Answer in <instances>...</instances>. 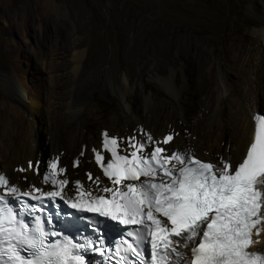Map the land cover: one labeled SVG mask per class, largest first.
Wrapping results in <instances>:
<instances>
[{
    "label": "bare ground",
    "instance_id": "6f19581e",
    "mask_svg": "<svg viewBox=\"0 0 264 264\" xmlns=\"http://www.w3.org/2000/svg\"><path fill=\"white\" fill-rule=\"evenodd\" d=\"M43 6L57 14L61 11L55 0H45ZM254 6L264 16V0H258ZM78 14L80 17L86 15L84 10ZM94 17L99 18L91 10L89 25ZM39 20L44 19L40 16ZM37 28L46 38L42 25ZM66 34L73 77H64L66 49L60 44L62 36L55 31L52 39L49 36L53 48L40 57L39 70L43 76L40 89L31 90L27 86L24 68L11 70L15 92L9 93L3 83L0 84V174L5 175L10 184L21 191H30L29 185L43 191L53 189L50 181L45 183L44 176L48 163L55 159L58 168L64 169L58 178L68 181L62 191H72L75 178L82 185L92 187L83 174L86 170L91 172L93 179L100 180V185L110 186L95 165L94 152L105 155L101 133L116 136L123 149L129 144L126 137L147 142L149 136L159 140L171 134L173 139L164 148L190 151L213 162L220 157L236 162L246 151L253 132L251 118L259 110L264 112V83L262 77H258L259 69L264 75V48L259 50L256 43L245 45L240 39L230 38L224 44L215 45L219 54L201 55L191 49L192 42L195 39L199 42L201 36H193L188 29L182 28L177 66L170 69L169 77H160L157 72L146 77L163 96V103L155 106L154 92L150 88L145 90L142 80L133 81L123 75L115 77L118 84L114 85L108 78L95 77L94 81L90 77H74L82 65L84 51L82 42L74 38L72 31ZM256 38L264 46V21L258 27ZM212 42L211 39L206 41L210 48ZM99 44L97 39L93 45L95 49ZM221 61L229 67L224 72L225 77H217ZM190 64L207 66L208 72L215 66L217 72L213 77H187ZM228 74L233 77H227ZM93 92L104 102H98ZM35 113L40 119L35 120ZM38 129L51 133L47 160L36 140ZM146 146L150 148V144ZM73 161L79 164L78 170H73ZM260 179L264 180V176ZM261 192L264 194V184ZM260 217L263 219L261 230L258 236L253 234L249 251L264 253V203Z\"/></svg>",
    "mask_w": 264,
    "mask_h": 264
},
{
    "label": "snow or ice",
    "instance_id": "6c2138e0",
    "mask_svg": "<svg viewBox=\"0 0 264 264\" xmlns=\"http://www.w3.org/2000/svg\"><path fill=\"white\" fill-rule=\"evenodd\" d=\"M251 119V140L236 162L225 157L205 161L190 151L160 146L172 141L171 134L159 140L149 136L147 142L130 137L122 149L117 137L101 133V148L110 158L99 151L94 156L111 186H100L98 178L86 173L98 187L74 180V194L66 195L62 189L68 181L58 178L64 169L55 159L44 176L45 183L53 185L51 191L32 185L30 191H21L0 174V264H86L80 250L110 252L105 244L111 242L99 233L116 225L135 226L122 234L116 229L117 264H264V253L248 250L253 234L261 230L258 212L264 203V194L256 188L264 184L258 179L264 176V113ZM44 198H60L69 209L114 223L66 213V226L87 219L98 234L81 243L62 235L63 229L53 230L50 218L45 224V209L39 206Z\"/></svg>",
    "mask_w": 264,
    "mask_h": 264
},
{
    "label": "rangeland",
    "instance_id": "374dc122",
    "mask_svg": "<svg viewBox=\"0 0 264 264\" xmlns=\"http://www.w3.org/2000/svg\"><path fill=\"white\" fill-rule=\"evenodd\" d=\"M44 1L0 0V84L3 83L9 93L15 92L10 79L14 68L26 69L27 86L31 90L40 89L43 77L39 70L40 57L53 48L49 36L52 39L55 31L62 36L60 44L66 49L64 77H73L70 42L66 34L72 31L74 38L82 42L84 51L82 65L74 77L108 78L114 85L118 84L115 77L123 75L133 81L142 80L144 89L150 88L154 92L155 106L163 103V96L146 81V77L154 72L160 77H169L170 69L177 66L182 28L188 29L193 36H201L199 42L195 39L191 44V49L201 55L219 54L216 46L230 38L240 39L245 45L256 43L259 50L264 48L256 38L258 27L264 21V16L254 6L258 0H55L61 9L59 14L47 10L43 6ZM83 10L86 15L80 17L78 13ZM91 10L99 18H91L89 25ZM40 16L44 20H39ZM39 24L46 38L41 36L37 28ZM97 39L100 44L95 49L93 45ZM203 39L213 40L214 48H210ZM96 53L98 57L93 58ZM218 65L221 72L217 77H225L224 72L229 67L222 61ZM207 68L190 64L187 77H213L217 69L211 66L208 72ZM259 76L264 83L260 69ZM227 77L233 76L228 74ZM93 96L98 102H104L95 92ZM34 118L38 120L40 115L35 113ZM36 140L47 160L51 133L38 129ZM73 170H78V167Z\"/></svg>",
    "mask_w": 264,
    "mask_h": 264
},
{
    "label": "clouds",
    "instance_id": "9594fccd",
    "mask_svg": "<svg viewBox=\"0 0 264 264\" xmlns=\"http://www.w3.org/2000/svg\"><path fill=\"white\" fill-rule=\"evenodd\" d=\"M125 140H126V142H128L129 143V138L128 137H126L125 138ZM119 141V140H118ZM120 143V142H119ZM122 146V145H121ZM163 146H165V145H162V147ZM123 148V147H122ZM145 151L146 152H148V151H150V148H148L147 146H145ZM103 152H105L104 150H103ZM103 156H105L106 157V152H105V155H103ZM195 156V155H194ZM195 157H197V156H195ZM197 158H199V157H197ZM201 159V158H200ZM203 160V159H202ZM77 164V163H76ZM73 165V164H72ZM79 165V164H78ZM96 165V164H95ZM96 168H97V170L99 171V173H100V175H101V177L103 178V180H105L106 181V178L104 177V175H103V173H102V171H101V169L99 168V167H97V165H96ZM74 169V168H73ZM87 172H85V174H86ZM89 174V173H88ZM141 179H143V178H141ZM259 180H262V179H260V177L258 178ZM73 184V183H72ZM261 185H263V184H260V183H257L256 184V188L261 192ZM100 186H102V185H100ZM88 187H90V186H88ZM98 187V185H96V184H92V187H90V188H92V189H96ZM262 193V192H261ZM261 207H262V205H261ZM260 212H261V208L259 209V212H258V214H259V216H260ZM262 221H263V219L261 218V223H262ZM261 223H260V225H261ZM252 239V238H251ZM252 244V243H251ZM251 244H250V246H251ZM250 246H249V248H250ZM249 250V249H248Z\"/></svg>",
    "mask_w": 264,
    "mask_h": 264
}]
</instances>
